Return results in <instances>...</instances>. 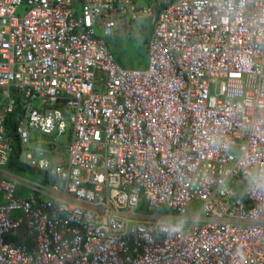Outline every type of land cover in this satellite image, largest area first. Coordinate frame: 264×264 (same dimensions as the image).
<instances>
[{
  "label": "built area",
  "instance_id": "1",
  "mask_svg": "<svg viewBox=\"0 0 264 264\" xmlns=\"http://www.w3.org/2000/svg\"><path fill=\"white\" fill-rule=\"evenodd\" d=\"M261 168L264 0H0V264H264Z\"/></svg>",
  "mask_w": 264,
  "mask_h": 264
},
{
  "label": "rangeland",
  "instance_id": "2",
  "mask_svg": "<svg viewBox=\"0 0 264 264\" xmlns=\"http://www.w3.org/2000/svg\"><path fill=\"white\" fill-rule=\"evenodd\" d=\"M143 2V1H142ZM142 2L138 3V6L141 9H145L148 6L146 4H143ZM24 10L21 9L19 10V14H23ZM97 37L99 38H105L104 37V32L103 30H97L96 31ZM148 31L146 29V34L144 37L140 38V35H138L136 33L135 28L129 31V35L125 38H123V42L126 43L127 46H122L120 44H114L116 42H112L111 46L113 51H115L116 57L118 62L123 66V68L127 69V70H142L145 69L144 67H146V63H144L140 57L138 59L137 52L139 51V46L141 44V40L144 39L145 37H147ZM138 37V38H136ZM107 41L109 40L108 38H105ZM116 46L121 47L120 51L116 50ZM148 66V65H147ZM147 68V67H146ZM34 137L39 138V134L38 133H34L33 134ZM61 143H63L64 145L67 143V139L66 137H62L61 138ZM67 158V154L64 155ZM20 176H22L25 180L27 181H34L35 180V176L32 174H20ZM202 204L200 202H196L193 204V206L191 207V212L194 215H198L200 210H201ZM15 218L19 217L20 214L19 213H15L13 215Z\"/></svg>",
  "mask_w": 264,
  "mask_h": 264
},
{
  "label": "crops",
  "instance_id": "3",
  "mask_svg": "<svg viewBox=\"0 0 264 264\" xmlns=\"http://www.w3.org/2000/svg\"><path fill=\"white\" fill-rule=\"evenodd\" d=\"M143 1V2H142ZM140 2H142L143 4H146L147 6L149 5V6H151L152 4H155L154 2H152L151 3V0H135V5H136V8L139 10V11H141L142 9L138 6V3H140ZM129 10H127L126 12H128ZM78 12V13H77ZM76 13L77 14H81V12H80V10H79V8H76ZM138 16V15H137ZM143 16V17H142ZM127 19H125V20H127L125 23H128L130 20H132V13H130V12H128V13H126V16H125ZM141 17V18H140ZM139 20H137V21H134V22H131L130 21V30H132V27H133V29L135 28V30H136V33L139 35L140 34V30H138V29H140L139 27L141 26V25H144V31H145V34H146V29H147V31H148V34H147V37L146 38H149V42H150V40H151V38H152V35H153V33H154V23H153V20H152V18H149V17H146V16H144V15H139ZM141 24V25H140ZM140 25V26H139ZM129 35V33H126V32H122V33H117V34H115L114 36H110V37H107L109 40H116V43H114V44H120V45H122V46H127L126 45V43H124L122 40H123V38H125V37H127ZM136 38H138V37H136ZM141 38V37H140ZM106 40V39H105ZM106 43H107V40H106ZM149 44V43H148ZM148 52V51H147ZM112 53V52H111ZM137 57H138V55H136ZM142 57V56H141ZM140 57V59L144 62V63H146V67H147V65H148V57H146V56H144L143 58H141ZM138 59H139V57H138ZM120 64V63H119ZM121 65V64H120ZM122 66V65H121ZM123 67V66H122ZM146 67H144V68H146ZM20 175V174H19ZM23 178V177H22ZM24 179V178H23Z\"/></svg>",
  "mask_w": 264,
  "mask_h": 264
},
{
  "label": "trees",
  "instance_id": "4",
  "mask_svg": "<svg viewBox=\"0 0 264 264\" xmlns=\"http://www.w3.org/2000/svg\"><path fill=\"white\" fill-rule=\"evenodd\" d=\"M152 2H154L155 4H152V6L153 5H156V0H151V3ZM159 9V7L158 6H156V10H158ZM141 25V24H140ZM139 25V26H140ZM140 29H138V30H140V37H144L145 36V31H144V25H141L140 27H139ZM142 42H141V44H140V46H139V51H136L137 52V55H138V57H141V58H143L144 56H146V57H148V43H149V38H144V39H142L141 40ZM112 42H116V40H108L107 41V45H108V47H109V49H110V51L112 52V54L115 56V58H116V60H117V57H116V54H115V51H113V49H112V46H111V43ZM116 50L117 51H120L121 50V47H119V46H116ZM117 62H118V60H117ZM119 63V62H118ZM13 120H15V116H11V118H10V125H9V130L11 131L12 130V128H14V122H12ZM18 151H19V147H18V145H17V143L15 144V152H14V155L12 156V158H11V162L9 163V168L11 169V171H12V173H16V174H25V173H27V169L21 164V162H20V159H19V156H18Z\"/></svg>",
  "mask_w": 264,
  "mask_h": 264
},
{
  "label": "clouds",
  "instance_id": "5",
  "mask_svg": "<svg viewBox=\"0 0 264 264\" xmlns=\"http://www.w3.org/2000/svg\"><path fill=\"white\" fill-rule=\"evenodd\" d=\"M258 172L261 175V178L264 179V168L259 169Z\"/></svg>",
  "mask_w": 264,
  "mask_h": 264
},
{
  "label": "water",
  "instance_id": "6",
  "mask_svg": "<svg viewBox=\"0 0 264 264\" xmlns=\"http://www.w3.org/2000/svg\"><path fill=\"white\" fill-rule=\"evenodd\" d=\"M43 149H46V150H51L52 148L50 147H42Z\"/></svg>",
  "mask_w": 264,
  "mask_h": 264
}]
</instances>
